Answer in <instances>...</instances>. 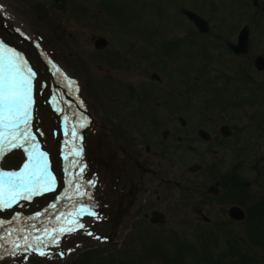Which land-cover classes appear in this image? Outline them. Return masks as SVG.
I'll use <instances>...</instances> for the list:
<instances>
[{"label":"flooded vegetation","instance_id":"flooded-vegetation-1","mask_svg":"<svg viewBox=\"0 0 264 264\" xmlns=\"http://www.w3.org/2000/svg\"><path fill=\"white\" fill-rule=\"evenodd\" d=\"M122 1L103 0L99 12L112 18L110 24H120L110 28L100 61L107 72L113 71V77L105 79L121 83L113 93L119 96L120 107L106 120L94 119L87 133L89 161L116 183L121 220L130 216L147 220L148 211L171 206L179 211L191 207L203 219L208 212L211 219L216 199L218 204L222 198L227 202L235 188L245 194L255 190L264 201V114L234 101L221 118L192 106L188 38L182 37L188 24L182 12L187 0H162L166 5L161 12L138 11L135 22H125L131 25L128 28L121 27L119 16L125 12L116 7ZM238 5L239 0H216V50L231 55L229 41H234L237 28L226 18ZM131 75L133 79H123ZM195 160L201 164L191 171ZM217 184V194L210 192ZM248 197L234 204H249Z\"/></svg>","mask_w":264,"mask_h":264},{"label":"rangeland","instance_id":"rangeland-1","mask_svg":"<svg viewBox=\"0 0 264 264\" xmlns=\"http://www.w3.org/2000/svg\"><path fill=\"white\" fill-rule=\"evenodd\" d=\"M23 1L20 3V0H11V3L17 6V11L12 16L13 20L22 24V27L36 37L44 39L43 43L46 49L42 53L44 52L47 59L50 58V55L57 59L60 63L58 66L65 77L76 79L78 89L76 92L80 98H85V94L93 88V93H89L93 102L97 104L98 109L105 110L107 101L103 97L101 89L105 86V90L110 92L116 82L114 81L113 84V81L104 80V78H112L113 71L107 72V68L100 63L103 51L95 49L92 38L94 36L108 37V30L111 27L118 28L120 24L118 22L116 25L110 24L111 18L107 20L97 18L93 21L88 15H85H92L93 9L89 5L77 3L76 0L64 2L57 7L55 1L49 3L41 2V0ZM40 3H44V8ZM124 15L126 16V13ZM120 23L121 27L126 24L121 20ZM193 40L194 38L191 37L189 44ZM114 45H116L115 41L112 45L113 49ZM192 46L198 47L194 51L199 64L190 62V71L195 65L204 64L208 71L207 74H216V72L210 71L216 70L208 59L209 51L198 44ZM209 50L212 52L215 48ZM189 56L193 58L194 52L190 51ZM254 77L258 80L256 82L258 84L264 78V73L254 72ZM254 77L251 75V78ZM133 78L134 75H131L123 79ZM212 83L215 85L216 79ZM258 85L264 87V82ZM257 91L260 95L263 94L262 90ZM215 94L216 92L213 93L212 99ZM116 97L118 100L119 96L116 95ZM249 100L257 102L253 95L249 96ZM214 101L216 102V99ZM107 113L112 114L110 108L107 109ZM12 148L9 145L6 149V156L1 163L2 169L6 166L9 171H12V168H17L20 162L26 161L23 147L10 152ZM16 152L18 153L17 158L15 157ZM10 156L15 158V163L11 162L14 160H10ZM253 195L252 197H255ZM224 208L223 205L216 202V228L205 227L201 221L191 222L189 218H183L181 219L183 222H178V215L174 209H171L172 221L166 225L153 226L140 218L135 222L136 230L133 229L136 233L130 232L124 238L122 232L118 235L119 238H116L108 247L90 239L88 241L86 238V242L83 241L84 246L95 244L99 248H91L84 253L81 248H78L75 253L66 249L64 262L65 264H121L124 263L122 260L126 259V255H133L140 261L136 264H264V226H261L264 225V222L263 224L255 222V220H264V215L255 213L251 217L253 221L236 225L224 222L226 216L223 214ZM105 225L107 224H100L102 232ZM142 230V234L140 233L137 237V234ZM79 236L81 237V234ZM74 242H76L75 239L69 241L65 247L74 245ZM47 250L48 248L45 249V251ZM178 259L179 261H177ZM17 261L20 262L18 264H21V260ZM0 264H12V262L4 261ZM25 264H53V261L33 257L31 261L28 259ZM59 264L62 262L59 261Z\"/></svg>","mask_w":264,"mask_h":264},{"label":"snow or ice","instance_id":"snow-or-ice-1","mask_svg":"<svg viewBox=\"0 0 264 264\" xmlns=\"http://www.w3.org/2000/svg\"><path fill=\"white\" fill-rule=\"evenodd\" d=\"M22 61L14 49L0 42V138L7 139L12 147H23L32 137L28 134L29 106L31 100V77L35 75L31 69L24 73ZM23 126V127H22ZM27 159L18 171L0 170V208H7L20 198L48 191L55 183V178L48 171L47 153L39 151L35 144L32 151L24 149ZM83 228L82 224H78ZM75 227L61 228L49 239L58 244L60 235L75 231ZM92 235V233H88ZM37 244H25V250L31 249L43 256L42 247L47 245L41 238ZM19 247V245H17Z\"/></svg>","mask_w":264,"mask_h":264},{"label":"bare ground","instance_id":"bare-ground-1","mask_svg":"<svg viewBox=\"0 0 264 264\" xmlns=\"http://www.w3.org/2000/svg\"><path fill=\"white\" fill-rule=\"evenodd\" d=\"M39 97H42V98H44V95L43 94H40L39 95ZM43 129L46 131V133L48 134V135H50L51 137H52V129H51V127L49 126V124H47L46 126H44L43 127ZM46 134V136H48ZM48 146H49V150L51 151V146L52 145H50V143L48 144ZM29 151H32V149H28ZM54 162H55V160H53ZM40 202V201H39ZM41 213H43L42 211H41ZM41 215V214H40ZM40 215H37V213L36 214H34V215H31L30 214V216H29V218H31V220H35V221H38V222H44V223H46V220H47V217L48 216H41V217H39ZM49 224H53L54 222H48ZM37 242L38 241H36V242H31L30 244H33V245H36L37 244ZM6 244H4V240H1L0 239V249H3L4 248V246H5Z\"/></svg>","mask_w":264,"mask_h":264},{"label":"water","instance_id":"water-1","mask_svg":"<svg viewBox=\"0 0 264 264\" xmlns=\"http://www.w3.org/2000/svg\"><path fill=\"white\" fill-rule=\"evenodd\" d=\"M7 36H9L8 33H5L2 29H0V37H2L4 40V38H6ZM28 52H29L28 57L31 62H33L36 58H38L35 53H32L31 51Z\"/></svg>","mask_w":264,"mask_h":264}]
</instances>
